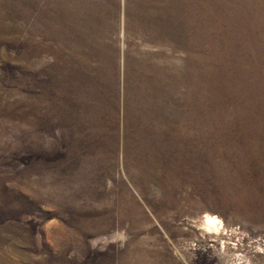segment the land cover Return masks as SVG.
<instances>
[{"label": "rangeland", "instance_id": "1", "mask_svg": "<svg viewBox=\"0 0 264 264\" xmlns=\"http://www.w3.org/2000/svg\"><path fill=\"white\" fill-rule=\"evenodd\" d=\"M0 264H264V0H0Z\"/></svg>", "mask_w": 264, "mask_h": 264}, {"label": "bare ground", "instance_id": "2", "mask_svg": "<svg viewBox=\"0 0 264 264\" xmlns=\"http://www.w3.org/2000/svg\"><path fill=\"white\" fill-rule=\"evenodd\" d=\"M204 222L205 224L207 225V227H212V226H216L217 223L220 222V219L217 217V216H214V215H211V214H208L205 216L204 218ZM219 225V224H218ZM213 228V227H212Z\"/></svg>", "mask_w": 264, "mask_h": 264}]
</instances>
